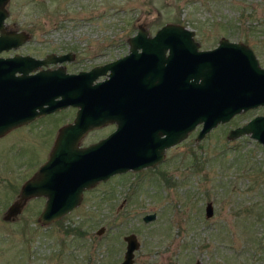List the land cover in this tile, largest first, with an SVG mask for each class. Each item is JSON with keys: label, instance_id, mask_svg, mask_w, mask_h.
<instances>
[{"label": "rangeland", "instance_id": "374dc122", "mask_svg": "<svg viewBox=\"0 0 264 264\" xmlns=\"http://www.w3.org/2000/svg\"><path fill=\"white\" fill-rule=\"evenodd\" d=\"M5 8L7 25L28 35L19 50L72 49L81 66L122 53L139 26L153 33L169 22L192 29L201 48L221 37L242 41L264 66V0H8ZM259 111H242L201 139L197 125L161 163L98 181L47 224L38 221V196L4 216L71 114L15 128L0 139V264H118L131 232L140 242L133 264H264V146L248 134L227 136ZM147 213L154 219L143 220Z\"/></svg>", "mask_w": 264, "mask_h": 264}, {"label": "water", "instance_id": "95a60500", "mask_svg": "<svg viewBox=\"0 0 264 264\" xmlns=\"http://www.w3.org/2000/svg\"><path fill=\"white\" fill-rule=\"evenodd\" d=\"M7 1L0 0V29L8 15ZM148 33L145 27L139 26L136 33L128 37V43L131 46L170 45L174 49L170 54L177 51L184 54L179 83L170 75L168 90L160 101L165 116L168 115V122L161 130L166 134L162 146L181 141L198 124H202L197 133V138L201 139L219 123L249 108L264 105V66L248 44L221 37L215 47L199 48L192 29L172 22L160 26L152 36ZM27 36L24 31L0 36V40L6 41L0 49L23 43ZM132 53L75 74L66 72L63 67L28 74L40 65L62 62L67 55L51 54L41 59L27 55L24 65L20 66L17 56L0 58V135L41 114L67 105L78 107L73 121L59 128L49 157L22 184L17 200L7 209L6 219L17 214L29 197L44 195L46 201L38 221L50 223L79 204L84 189L98 181L129 169L139 171L160 161L162 156L153 157L145 152L154 144L155 133L129 121L130 107L136 104L146 113L150 108L149 100L145 96L133 98L129 94H118L119 88L132 82L126 73ZM108 69L104 80L94 82ZM17 71L21 74H16ZM137 83L144 84L145 75ZM145 113H142L144 118ZM114 119H121L117 130L87 146L78 145L88 130ZM246 133L264 146V112L231 128L227 136L235 138ZM212 213L213 205L208 201L205 215L209 217ZM154 217L155 213H147L143 220ZM103 229L102 226L97 232ZM124 240L126 248L119 264H132L140 242L133 232L126 234Z\"/></svg>", "mask_w": 264, "mask_h": 264}, {"label": "flooded vegetation", "instance_id": "af4514ba", "mask_svg": "<svg viewBox=\"0 0 264 264\" xmlns=\"http://www.w3.org/2000/svg\"><path fill=\"white\" fill-rule=\"evenodd\" d=\"M6 18L4 20V27L2 29H0V36L10 34V33L19 32L20 30H17L15 28H11L7 25ZM157 30L158 29H156L153 33H148V35H150V36L154 35L157 32ZM27 38H28V36H27ZM25 42L26 41H24L23 43H20L18 45H12L10 48L4 47L3 49H0V58H8V57L17 56V64H18V66H20V65H24L25 56H27V55L31 56L33 58H40V59L45 58L46 56H50L51 54L67 55V59H65L62 62H49L46 65H40L39 67L28 71V74H32V73H34L40 69H55V68H59V67H63L64 70L68 73L75 74V73H79L80 71H88L95 66H101V65H104L106 63L125 58V57H127L128 54H130L131 52H134V53H132V55H130L128 57L129 58L128 60L130 62L129 63L130 68L126 71V73L131 77L132 82H130V84H128L123 89L119 88L118 94H119V96L129 94V96L130 97L132 96L133 98H136L138 96H145L150 102V108L145 113V112H142V110H140V108L138 106H136V104H134L133 107H130V109L128 111L129 121H131L132 124H134V125L137 124L136 126H139L138 128L142 127V129H143V128L147 127V128H150L153 133H155V136L154 135L152 136V140H154L153 141L154 144L149 147L150 149H146L145 152L148 151V154L153 156V157L156 155L162 156L160 161H158L156 164L161 163V161L166 159L167 155H168L169 148H171L172 146L179 143V142H177V143L172 144L170 146H167V145L162 146L163 137L166 134L163 133L161 130H162V128H164L163 126L168 122V115L165 116V114H164L165 111H163V109H162L163 106L161 105L162 104L161 102L163 101L162 98H163V96H165V92L168 90V82L170 80V75H171L172 79H174V80L176 79L177 83H179V79H180L179 76H180V72H181V61H183V58H184L183 53L177 51L176 54H170V50L173 49V47L170 45L163 46V45H151V44H149V45L131 46L130 44H128L126 46H123L124 51L122 53H119V54L115 55L114 57L106 58L104 60H100V61L94 62V63L92 62L91 64H89L87 66H81V62L79 61V58H78V53L75 50H72V49L66 50V51L49 50V51H46L44 53H42V52L40 53L38 51L39 53L33 54V53H30L29 51L19 50V48L24 47ZM3 44H6V41H3V39H1L0 45H3ZM215 46L208 47V48H213ZM199 48H201V47L199 46ZM175 62L177 63L176 67H174ZM109 71L110 70L108 69L106 73L99 74L94 79V82L104 80L107 77ZM16 74H21V71H17ZM144 75H145V83L144 84L137 83L139 81V79H142V77ZM167 108H168V102H167ZM253 108L260 110L255 115L261 114L264 112V105L252 107V108H249L247 110H250ZM77 109H78L77 106L67 105V106L59 108L57 110H54V111H51V112H48L45 114H41V115L33 118L32 120L26 122V123L20 124L18 126H15L11 129H9L8 131H6L2 135H0V139L4 138L5 136H7L11 132H13L15 130V128L25 127V128H27V132H29V130H31L30 127L32 125H34L35 123H37L40 119L44 118L45 116H50L52 114L58 113V112L63 111V110H69V112L71 114L70 118L65 123H63V125L66 123L72 122L75 115H76ZM167 111H168V109H167ZM142 113H145V115L147 114L145 118L143 117L144 115ZM255 115H253V116H255ZM120 121H121V119L120 120L114 119V121H109V122L103 123L100 126H97V127H94L92 129L88 130L80 138L78 145L80 147H84V146H87L91 143L98 141L101 138L106 137L111 132H114L115 130L118 129ZM105 125H111L110 130H108L105 134H102L100 137L96 138L95 140L93 139V140L86 141L85 138L91 132H93L96 129L103 128ZM198 126H199V130H200L202 124H198ZM18 130H20V129H18ZM58 132H59V130H58ZM58 132L55 134L54 143H55L56 137L58 135ZM247 134H248V136L251 137V135L249 133H246L244 135H247ZM54 143H53V146H54ZM258 143L261 144L260 142H258ZM53 146L49 150V153L46 155L47 157L44 158L42 163L49 157V154H50L51 150L53 149ZM42 163L41 162L37 163V168L34 169L30 173V175L25 178L24 182L34 174V172L40 167V165ZM34 164H36V163H34ZM101 181H103V180H101ZM22 184H21V186H22ZM35 197H37V196L29 197L26 200L29 201ZM38 197L44 198V205H45L46 196L40 195ZM44 205H43V207H44ZM212 205H213V203H212ZM43 207H42V209H43ZM213 213H214V208H213ZM213 213H212V215H213ZM197 261H199L200 264H202L201 261L198 259L195 261V263Z\"/></svg>", "mask_w": 264, "mask_h": 264}]
</instances>
